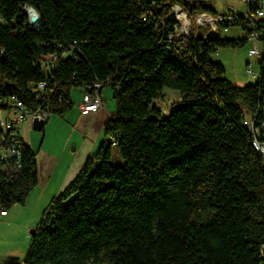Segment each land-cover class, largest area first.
<instances>
[{"label":"trees","instance_id":"16d2710c","mask_svg":"<svg viewBox=\"0 0 264 264\" xmlns=\"http://www.w3.org/2000/svg\"><path fill=\"white\" fill-rule=\"evenodd\" d=\"M211 3L0 0V112L16 96L31 111L63 116L73 89L93 92L96 83L117 102L98 152L44 210L23 264H264V160L245 121L264 117V58L258 82L244 86L212 60L253 31L264 38V20L253 29L240 11L222 27L240 26L242 38H209L201 27L179 38L174 7L191 18L223 14ZM41 82L46 89L33 91ZM165 88L181 97L167 115L155 103ZM0 138L20 149L0 155L8 213L38 184L37 153L20 134L0 129Z\"/></svg>","mask_w":264,"mask_h":264},{"label":"rangeland","instance_id":"374dc122","mask_svg":"<svg viewBox=\"0 0 264 264\" xmlns=\"http://www.w3.org/2000/svg\"><path fill=\"white\" fill-rule=\"evenodd\" d=\"M231 4L240 6V8L242 6L246 7V5L243 4V2H241V0H212L211 3L212 7L216 11H222L226 9L228 6L231 7ZM190 19L192 18L190 17ZM192 21L193 23L195 22L193 19ZM196 30L197 29L195 28L194 31ZM221 35L226 38H237V39L242 38V29L240 26H233L228 32H224ZM257 45H259L260 49L263 50V44L255 40H249L247 44L241 48L222 47L219 48V50L212 55V60L215 62H220L225 66L226 72L224 74V77L226 79L234 83H237L241 86L247 84H255L260 79L262 57L261 56L252 57L250 56L249 52L251 48ZM249 62H253L254 65L253 69L256 75H252L248 71ZM105 90H106V95L108 94V97H110L109 95L113 93L112 88L107 87L105 88ZM78 91L79 90H76L77 94L79 93ZM163 93L164 94L159 99L155 100V103L156 105L161 107L163 113L167 115L171 109L173 110L180 105L181 97L178 91L169 88H165ZM110 100L112 102H115V104H117L114 96H111ZM111 107L114 108V105L111 104L109 110H111ZM70 122H71L70 120L62 117L61 115L52 114L46 121L42 131L34 128H28L27 129L28 131L26 130L27 131L26 139L28 140L29 145L35 150H38L41 146L46 148L49 145H51L52 151L56 152L57 154L61 153L63 144H67V154H70L72 153L73 148L76 145L75 144L76 141L74 140H78L80 136L81 137L83 136V134H80V132L77 131L76 134L71 139L72 130L70 131L71 129ZM24 127L25 125L23 126V128ZM101 130L104 135V125ZM116 154L118 155V152L115 150V155ZM119 160L120 158L115 157L116 162H118ZM40 191L41 188L39 186H36L31 191L30 195L28 196L24 204H15L9 209L11 213L12 212L14 213L15 211H19V209L24 208V211H22L18 215V219L14 220L15 223H12L14 224L13 226L28 221L27 219L29 212L33 210L36 204L40 203V198L42 197L41 202H43V204L40 203L41 204L40 213L35 217L34 220H32L33 223L32 229H35L39 221L41 220L44 210L48 207L52 199L56 195L60 194V193H49V194L46 193V195H44ZM70 201L71 199L67 200V204ZM9 228L10 227L8 226L0 225V250L3 251L10 250L11 247L14 246V248H17L16 250L20 252L22 257H24L30 246L31 237H32L31 229H29L28 231L26 230L25 234L22 233L20 234L19 230H16L14 228H10V229ZM15 242H17L16 245Z\"/></svg>","mask_w":264,"mask_h":264},{"label":"crops","instance_id":"0c3cea01","mask_svg":"<svg viewBox=\"0 0 264 264\" xmlns=\"http://www.w3.org/2000/svg\"><path fill=\"white\" fill-rule=\"evenodd\" d=\"M245 5L246 7L242 6L240 8V6L231 4V7L228 6L226 9L218 12L226 13L230 8H236L239 9L242 13H246L248 11V6L247 4ZM77 88L73 89L72 91V99L74 102V106L76 107L73 106L62 116L71 121L70 122L71 124L68 123L71 125L70 131L72 130L71 139L76 134L77 131H79L80 134H83V136L82 137L80 136L78 140H74L76 141L75 142L76 145L74 146L72 153L67 154V144H63L62 151L61 153L58 154L52 151L51 145H49L46 148L41 146L38 150L33 149L37 153V168H38L37 186L41 188L40 192L43 193L44 195H46V193L48 194L61 193L64 190L65 186L80 171L86 159L90 155L95 154L99 150L100 146L105 140L106 119L108 117L115 116L116 104L115 102H112L110 100V97L113 96V93L109 95L110 97H108V94L106 95L107 89L106 90L103 89L102 91V97L104 99L103 107L99 111L92 112L89 115H82L80 111V105L85 98L87 88L85 87H77ZM76 90H79L78 94ZM111 104L114 105V108L111 107V110H109ZM24 125L25 127L24 128L22 127L23 132L21 130V134L25 139V141L28 143V140L26 139L27 131H28L27 129L34 128V126L32 121H28ZM103 125H104V135L101 130ZM41 201H42V197L40 198V203L43 204V202ZM40 203L36 204L33 210L29 212L27 219L28 221L20 223L15 226H13L14 224H12L15 223L14 222L15 219H18V215L22 211H24L23 208V209H19V211H15L14 213L13 212L11 213L9 210L7 215L2 216L0 218V225H5L10 228L19 230L20 234L21 233L25 234L26 230L28 231L29 229H31L32 231L33 230L32 220H34L35 217L40 213V206H41ZM16 244L17 242H15V245ZM16 249L17 248H14V246H12L10 250H5V251L0 250V264H22L24 257H22L20 252H18Z\"/></svg>","mask_w":264,"mask_h":264},{"label":"built area","instance_id":"2783aa9c","mask_svg":"<svg viewBox=\"0 0 264 264\" xmlns=\"http://www.w3.org/2000/svg\"><path fill=\"white\" fill-rule=\"evenodd\" d=\"M243 3L247 4L248 11L245 15L248 17V20L252 23V28H255L256 22L255 20L264 17V0H241ZM254 5L256 8L255 14H250L249 6ZM34 10L36 12L35 15H39L38 12L33 8L29 7L26 10V13L29 16V24L32 28L34 23L31 22L30 10ZM232 11H227L223 14H210V13H200L196 17L192 18L195 22L193 23L192 19H190L188 13L182 9L181 6L177 5L174 7L172 15L176 18L178 22V31L177 35L181 39H186L192 32L194 27H201L205 29V36H218L224 32L229 31V27L223 28V24L232 23L236 15L240 13L239 9H235ZM189 17V18H188ZM184 20H186L187 24L184 25ZM180 29V31H179ZM245 37L248 34L245 32L243 34ZM249 40L259 41L263 44V50L260 49L259 45L250 49V56L256 57L261 56L264 58V38L261 37L258 31H253L249 34ZM248 71L254 75L255 71L253 69V62L248 63ZM48 86L47 82H41L37 86H33V91L35 90H44ZM103 88L100 83H96L93 89V92L86 91L85 98L80 105V111L82 115H89L92 112L99 111L104 105V99L102 97ZM10 103L14 105V107L9 111H1L0 112V129L5 132L7 136L11 139L15 140L18 137V134H21L22 127L28 121H34L36 118L47 120L50 117V113L48 111H44L41 109L33 110L25 107V104L22 100L18 99L16 96H12ZM261 113L264 116V106L261 109ZM246 125L249 127L252 133V141L254 143V148L259 149L260 154L264 160V117L251 116L247 117ZM5 144V138H0V155L3 154ZM19 146H15V142L13 141L8 146V154L11 156L17 155L19 156ZM4 155V154H3ZM1 155V156H3ZM6 155V154H5ZM7 210L3 208L0 204V218L2 216L7 215ZM263 248V256H264V245Z\"/></svg>","mask_w":264,"mask_h":264},{"label":"water","instance_id":"95a60500","mask_svg":"<svg viewBox=\"0 0 264 264\" xmlns=\"http://www.w3.org/2000/svg\"><path fill=\"white\" fill-rule=\"evenodd\" d=\"M31 22L34 23V24L37 22L38 25H37L36 27L33 26L32 29L35 30V31H40V29H41V17H40V15H33V16L31 17ZM207 37L211 38V37H215V36H207ZM48 118H49V117H48ZM45 121H46V120H42V119L36 118V119L33 121V126H34V128L37 129V130L42 131L43 128H44V125H45ZM35 230H36V229H33V230L31 231V234H32V235L35 234Z\"/></svg>","mask_w":264,"mask_h":264},{"label":"bare ground","instance_id":"6f19581e","mask_svg":"<svg viewBox=\"0 0 264 264\" xmlns=\"http://www.w3.org/2000/svg\"><path fill=\"white\" fill-rule=\"evenodd\" d=\"M29 12H30V15H31V16H33V15L36 14V12H35L34 10H32V9H31ZM185 24H187L186 20H184V25H185ZM37 25H38V24H37V22H36V23L34 24V26L36 27ZM254 75H256V73H255ZM252 144H253V146H254L253 141H252ZM256 150L259 151V149H256ZM259 152H260V151H259Z\"/></svg>","mask_w":264,"mask_h":264}]
</instances>
